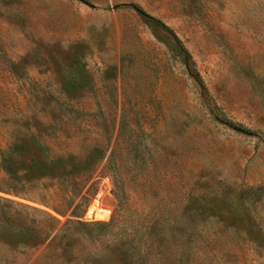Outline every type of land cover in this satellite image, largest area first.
Instances as JSON below:
<instances>
[{
    "label": "rangeland",
    "instance_id": "rangeland-1",
    "mask_svg": "<svg viewBox=\"0 0 264 264\" xmlns=\"http://www.w3.org/2000/svg\"><path fill=\"white\" fill-rule=\"evenodd\" d=\"M0 264H264V0H0Z\"/></svg>",
    "mask_w": 264,
    "mask_h": 264
},
{
    "label": "trees",
    "instance_id": "trees-1",
    "mask_svg": "<svg viewBox=\"0 0 264 264\" xmlns=\"http://www.w3.org/2000/svg\"><path fill=\"white\" fill-rule=\"evenodd\" d=\"M134 10L147 20L149 25L152 29H154L157 32H164L168 36V43L170 44L171 48L175 52L177 57L182 58L183 62L189 66L191 57L188 54V52L183 47L181 41L176 36L175 33H173L166 25H164L160 20L151 17L150 15L146 14L142 10L138 9L137 7H133ZM14 153V148L12 149V152ZM10 153V154H11ZM38 165L34 167V163L31 164V167L28 169V173L31 172L32 176L38 180L48 179L52 181H60L65 178H70L73 175L80 176L81 174H86L87 169L79 170V167L81 165H85V162L82 164H79L76 162L73 158L67 157V158H57L55 160H40L37 163ZM64 170H67L66 172ZM80 174V175H79ZM51 210L57 214L62 216L63 211L56 208H51ZM44 216L46 217L47 221L49 222L48 225L45 226L49 231H54L57 228L58 220L54 217V215L50 213L44 212ZM71 216L76 218L77 215L75 213V210L71 212ZM63 226H78L80 229L85 230L87 233L94 227V225H87L85 223L81 222H72V221H66ZM25 231V230H24ZM23 231L22 230H12V236L18 237L21 235Z\"/></svg>",
    "mask_w": 264,
    "mask_h": 264
}]
</instances>
